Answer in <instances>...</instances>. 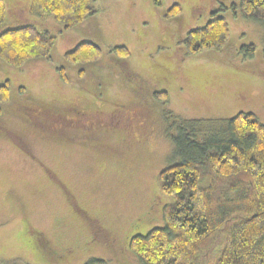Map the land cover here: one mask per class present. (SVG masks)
<instances>
[{
    "label": "rangeland",
    "instance_id": "rangeland-1",
    "mask_svg": "<svg viewBox=\"0 0 264 264\" xmlns=\"http://www.w3.org/2000/svg\"><path fill=\"white\" fill-rule=\"evenodd\" d=\"M31 1L4 0L0 31L32 23L55 42L51 60L19 67L0 60V82L12 85L0 103V264L90 257L141 264L128 240L163 225L171 198L158 173L174 162L170 134L178 120L245 111L264 123V23L233 12L229 5L239 0H94L96 13L66 28L32 13ZM175 3L179 13L165 17ZM222 5L226 45L187 53L180 43L187 31ZM82 40L101 46V58L67 63L64 53ZM249 43L256 46L251 58L239 52ZM116 45L130 54L109 52ZM62 64L68 82L58 75ZM155 90H166L168 100L155 99Z\"/></svg>",
    "mask_w": 264,
    "mask_h": 264
},
{
    "label": "trees",
    "instance_id": "trees-1",
    "mask_svg": "<svg viewBox=\"0 0 264 264\" xmlns=\"http://www.w3.org/2000/svg\"><path fill=\"white\" fill-rule=\"evenodd\" d=\"M93 2L32 0L30 11L43 18L52 16L71 28L96 13ZM152 2L159 6L162 0ZM229 6L245 18L264 23V0H239ZM180 8L172 4L165 17L177 15ZM226 8L211 10L205 24L187 31L180 42L187 53L202 54L226 45L229 27L220 14ZM5 20V4L0 0V25ZM54 42V34L32 23L7 27L0 31V60L15 67L34 58L51 60ZM239 50L251 58L256 46L249 43ZM109 52L121 58L130 54L124 45ZM102 54L101 46L82 40L64 53V60L76 65L96 61ZM56 69L60 79L68 82L65 66ZM77 74L82 76L83 69ZM11 88L8 78L0 82V103L9 101ZM17 90L22 93L25 86ZM152 95L168 100L166 90H155ZM170 138L174 162L158 173L161 192L171 198L162 208L163 225L130 236V250L141 264H264V123L245 111L216 121L183 118ZM83 264L106 262L90 257Z\"/></svg>",
    "mask_w": 264,
    "mask_h": 264
}]
</instances>
